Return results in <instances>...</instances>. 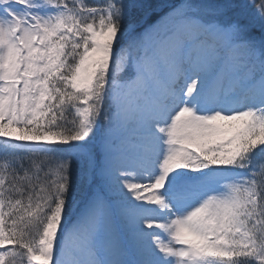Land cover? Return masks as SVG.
Instances as JSON below:
<instances>
[{
  "label": "snow or ice",
  "instance_id": "1",
  "mask_svg": "<svg viewBox=\"0 0 264 264\" xmlns=\"http://www.w3.org/2000/svg\"><path fill=\"white\" fill-rule=\"evenodd\" d=\"M0 264H264V0H0Z\"/></svg>",
  "mask_w": 264,
  "mask_h": 264
}]
</instances>
